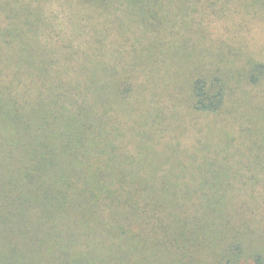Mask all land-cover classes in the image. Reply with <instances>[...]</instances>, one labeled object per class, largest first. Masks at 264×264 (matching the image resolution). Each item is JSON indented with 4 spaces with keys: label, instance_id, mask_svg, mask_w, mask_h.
<instances>
[{
    "label": "rangeland",
    "instance_id": "obj_1",
    "mask_svg": "<svg viewBox=\"0 0 264 264\" xmlns=\"http://www.w3.org/2000/svg\"><path fill=\"white\" fill-rule=\"evenodd\" d=\"M20 9L42 23L34 39L51 41L57 57L68 56L60 64L66 69L61 84L75 86L76 72L91 55L96 56L95 66L126 77L130 91L110 112L123 158L119 160L130 158L146 177L153 166L152 180L167 178L183 188L196 186L191 184L206 169L209 178L215 169L228 173L226 182L218 177L214 183L224 184L226 197L239 210L230 215L235 231L242 234V247L258 243L254 235L264 236V160L255 157L264 159V82L251 84L242 66L247 58L264 62V0H118L106 5L91 0H0V22L7 24L12 10L19 14ZM203 61L231 80L226 101L214 114L192 105L190 86ZM105 71L100 73L103 80ZM7 73H0V84ZM5 139L0 133V264L226 260L225 241L188 243L191 230L143 226V215L136 220L135 215L108 211H40L35 196L26 191L29 183L16 173L20 149ZM195 192L194 197H203L204 191ZM134 221L138 227L129 226Z\"/></svg>",
    "mask_w": 264,
    "mask_h": 264
},
{
    "label": "trees",
    "instance_id": "obj_2",
    "mask_svg": "<svg viewBox=\"0 0 264 264\" xmlns=\"http://www.w3.org/2000/svg\"><path fill=\"white\" fill-rule=\"evenodd\" d=\"M91 1L106 5L118 0ZM27 11L20 9L18 14L12 10L7 24L0 22V73L9 70L0 84V133L6 144L20 149L15 157L19 166L16 173L21 182L29 183L26 191L35 196L40 211H82L89 215L108 211L135 215L136 220L143 215V226L191 230L193 237L188 243L225 241L223 264L241 260L264 264V236L253 232L251 237L254 235L258 243L242 247V234L235 231L237 224L232 225L230 215V211L239 210L231 197H226L224 184L214 183L218 177L226 182L228 173L215 169L209 178L206 169L204 176L191 184L196 186L183 188L168 183L167 178L152 180L153 166L146 177L139 171L142 166L130 163V158L119 160L123 158L115 145L110 112L130 91L126 77L100 64L95 66L96 56L91 55L76 72L75 86L61 84L66 70L61 63L68 61V56L57 57V46L51 41L42 44L39 37L34 39L33 33L42 23ZM207 66L210 64L204 66L203 61L196 67L191 100L194 109L214 114L222 109L231 80L219 69ZM242 69L251 84L264 82V62L247 58ZM103 70H107L104 80L100 77ZM15 82H19L16 88ZM255 159L264 160L259 155ZM176 185L181 188L174 189ZM195 191H204L203 197H194ZM165 218L175 220L165 222ZM138 225L134 221L129 226Z\"/></svg>",
    "mask_w": 264,
    "mask_h": 264
}]
</instances>
